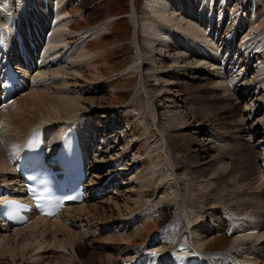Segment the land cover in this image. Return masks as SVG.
<instances>
[{"label":"bare ground","instance_id":"6f19581e","mask_svg":"<svg viewBox=\"0 0 264 264\" xmlns=\"http://www.w3.org/2000/svg\"><path fill=\"white\" fill-rule=\"evenodd\" d=\"M138 1L93 23L94 0H0V203L37 128L48 150L79 129L91 193L0 221V264H264V0Z\"/></svg>","mask_w":264,"mask_h":264},{"label":"rangeland","instance_id":"374dc122","mask_svg":"<svg viewBox=\"0 0 264 264\" xmlns=\"http://www.w3.org/2000/svg\"><path fill=\"white\" fill-rule=\"evenodd\" d=\"M143 1L144 0H139L138 1L140 6H142L141 4L143 3ZM130 8H131V0H94L93 4L91 5V11L94 12V16H95V18H97V20L94 19L93 20V23L96 22V21H99V19L102 20V19H105V18H107V17H109L111 15H118V14L121 15L126 10H128ZM140 10L141 9L139 8L138 12H140ZM112 32L114 33V35H113L114 36V40H118L119 42H121L122 40L125 39L124 41H122L123 44H125L127 42L126 41L127 40V37L129 38V37H132L133 36V30H132V28L129 27L124 22H123V24H119V26L116 29L112 30ZM124 46H123V48H124ZM126 51H127L126 49L123 50L124 54L127 53ZM138 107H141V106H138ZM99 112H101V111H99ZM125 112H123V114H125ZM133 112L134 111H132V113ZM256 115H258V113ZM93 117H94V119L95 118L97 119V120L95 119L96 122H101V123H104L105 122V117L103 115H101L100 113L97 116L95 115ZM105 124H104V126H105ZM123 135H122L121 139L123 138ZM111 136L112 137H109V139L115 137L116 135L114 133ZM253 141L258 142L259 141V137L256 136V135H254L253 136V140H251V142H253ZM259 145L260 146H263L264 145V143H263L262 140L259 142ZM103 146H105V145H103ZM124 184H125V181H123V180H121V181L117 180V183H116L117 186H121L122 187ZM107 193L108 194H103L104 195L103 198H107L108 195L110 196L114 192H113V190H108Z\"/></svg>","mask_w":264,"mask_h":264}]
</instances>
